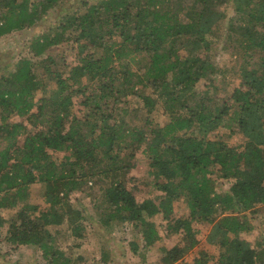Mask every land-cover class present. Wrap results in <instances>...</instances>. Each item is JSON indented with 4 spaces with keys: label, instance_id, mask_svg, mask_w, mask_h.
Masks as SVG:
<instances>
[{
    "label": "trees",
    "instance_id": "obj_1",
    "mask_svg": "<svg viewBox=\"0 0 264 264\" xmlns=\"http://www.w3.org/2000/svg\"><path fill=\"white\" fill-rule=\"evenodd\" d=\"M66 1L0 0V38L34 27ZM90 1L82 3L84 14H64L54 35L33 41L41 73L37 62L24 57L0 78V243L14 251L34 246L47 264H74L46 227L67 225L76 241L83 240L84 216L70 199L94 181L105 208L103 227L111 229L117 219L136 223L151 247L161 239L152 218L162 216L167 233L181 235L186 245L163 248V264H264V248L256 250L241 238L252 230L248 215L264 205V0H233L235 16L226 37L241 63L239 72L227 65L219 70L201 56L222 28L221 9L229 0H193L177 10L174 0ZM102 13L120 31L121 42L106 37ZM84 41L93 51L78 57L67 78L55 59L45 56L59 43ZM137 56L148 61L139 71L131 66ZM216 74L241 78L230 100L192 92ZM50 89L49 96L35 100L36 93ZM189 94L200 99L189 102ZM131 96L142 99L149 113L160 106L168 123L160 127L149 120L147 128L125 129L120 119L129 108L119 105ZM15 118H25L31 130ZM126 138L125 149L147 145L151 186L162 193L158 202L138 203L127 189L133 159L120 162L115 155ZM236 139L241 148L229 145ZM50 151L69 152L72 162L59 167ZM214 168L217 179L230 182L227 192L212 178ZM35 183L46 184L47 207L29 203ZM181 198L188 200L190 213L174 219V204ZM18 207L4 217V211ZM194 222L213 224L208 241L217 244V257L201 250L193 262L184 261L197 247ZM132 250L138 253V245ZM100 251L99 263L113 260L107 246Z\"/></svg>",
    "mask_w": 264,
    "mask_h": 264
},
{
    "label": "rangeland",
    "instance_id": "obj_2",
    "mask_svg": "<svg viewBox=\"0 0 264 264\" xmlns=\"http://www.w3.org/2000/svg\"><path fill=\"white\" fill-rule=\"evenodd\" d=\"M92 1V2H91ZM90 3L99 2V0H91ZM179 2L175 4V9L179 7H185L188 4H192L193 0H174ZM84 0H69L64 2L61 7L52 9L47 16H45L34 27L28 28L19 32H14L10 35L0 38V78L7 74L8 70L14 69L16 63L21 58H32L37 62L36 72L41 73L39 60L34 57L32 53V43L34 40L46 36L54 35L57 31L61 16L75 11L84 14L85 10L82 3ZM226 15V19L221 23V30L216 32L215 37L211 40V49L204 51L202 57L210 60L216 67L221 70L225 65L233 67L236 71L240 70V62L237 61V57L232 55L233 45L227 40L226 31L229 27V21L235 16L233 0H229V5L226 9H221ZM135 12V11H134ZM101 21L105 23V35L108 39L112 36L114 42H121L120 31L114 29L112 21H109L107 14L102 13L100 15ZM135 26V25H133ZM83 40V38H82ZM93 48L84 42L72 44L69 42L59 43L52 46L45 56H52L56 63L62 70L63 75L67 78L71 75V71L79 64L78 57L87 56ZM185 53V52H182ZM131 66L133 69L139 71V68L147 64V59L144 56L135 57ZM84 83H89V80H83ZM241 78L226 77L221 75H210L205 79H202L196 90L200 94V97L217 98L220 101L230 100L235 88L241 84ZM52 89L46 94L42 92L36 93L35 100H39L42 97L49 96ZM89 94V91H87ZM147 94H151V90H148ZM189 102L200 99L199 96L195 99L190 98ZM155 97V96H154ZM128 103L121 104V107L129 108V115L120 119V122H124V128L127 130H135L136 128L142 129L147 126L150 120L154 124L162 127L168 123V118L163 113L160 106L149 113L145 107V103L142 99H135L133 96L128 98ZM79 100H75L78 102ZM78 109V104L76 103ZM78 114V113H77ZM16 122H23L31 130L27 124L25 118H15ZM113 119L110 122L113 123ZM147 128V127H146ZM150 132V129L149 131ZM24 137L18 136V141L22 145ZM239 140L229 142L232 147H239ZM130 144L129 138L118 146L115 150V155L120 162H128L132 160L133 169L129 172L126 179V187L136 198L138 203H142L144 200L153 199L156 202L159 201L162 193L157 191L151 186L152 178L149 176V163L150 155L147 152V145H143L139 150L135 151L132 147L125 149ZM136 152L134 158L132 154ZM53 160L62 167L61 164H70L72 159L69 157V152H54L50 151ZM217 168L213 169L212 178L217 180V183L221 184L222 192H227L230 188V182L217 179ZM47 190L45 183H35L30 188L29 203L39 205L44 208L47 207L44 204V193ZM99 185L94 181L88 182L81 191L74 192L71 195L72 206L82 212L84 216L85 224V237L81 241H76L68 229L67 225L54 226L48 225L47 231L52 235V238L58 248L66 254L67 260H71V263L75 264V260L83 258L82 264H105L99 263L101 257V247L107 246L112 253L113 260L106 264H163L162 257L164 256L163 248L170 249L176 245L185 246L182 241L181 235L167 233V223L163 221L162 216L153 217L152 220L158 226V230L161 236L159 242L151 247H146L142 239L140 228L136 223L121 221L117 219L113 224V227L106 228L100 223V219L104 214L105 208L99 203ZM19 208L13 210L4 211V217L9 219L12 215L19 211ZM190 213L188 200L181 198L174 204V211L172 217L187 218ZM41 215H36L37 219H40ZM249 223L252 227L248 233H242L241 238L251 243L253 248L260 250L264 248V205H257L252 213L249 215ZM213 227V224L207 222H194L193 229L195 232V238L197 241V247L187 252L184 261L191 263L195 258L199 256L201 250L206 251L213 257H217L219 249L217 244H211L208 241V236ZM132 244L138 245V253H134L132 250ZM14 246L0 243V264H47L42 258L41 252L38 248L32 246L30 248H21L23 252L15 253ZM20 249V248H19ZM18 249V250H19ZM209 264H213L212 261Z\"/></svg>",
    "mask_w": 264,
    "mask_h": 264
},
{
    "label": "crops",
    "instance_id": "obj_3",
    "mask_svg": "<svg viewBox=\"0 0 264 264\" xmlns=\"http://www.w3.org/2000/svg\"><path fill=\"white\" fill-rule=\"evenodd\" d=\"M30 247H32V246H25V247H20V249L19 250H17V251H15V253H21V252H23V250H21V248H30Z\"/></svg>",
    "mask_w": 264,
    "mask_h": 264
}]
</instances>
